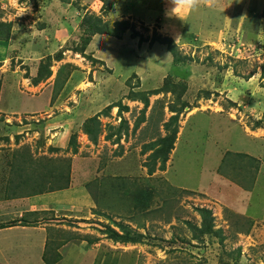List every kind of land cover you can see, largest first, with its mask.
Masks as SVG:
<instances>
[{"label":"rangeland","instance_id":"rangeland-1","mask_svg":"<svg viewBox=\"0 0 264 264\" xmlns=\"http://www.w3.org/2000/svg\"><path fill=\"white\" fill-rule=\"evenodd\" d=\"M202 3L0 0V221L44 232L0 264H264V0L230 1L226 24L208 0L205 33ZM88 14L120 38L91 35Z\"/></svg>","mask_w":264,"mask_h":264},{"label":"trees","instance_id":"trees-1","mask_svg":"<svg viewBox=\"0 0 264 264\" xmlns=\"http://www.w3.org/2000/svg\"><path fill=\"white\" fill-rule=\"evenodd\" d=\"M84 21L88 24V27H89V31L91 33V35H95V34H109V35H112V36H115L117 38H120V34H119V31L118 30H115V29H111L109 28L106 24V22H104L102 20L101 17H98V16H93V15H90L88 14L87 16H84ZM116 24H120L122 22H115ZM3 25H10L9 24H5L3 22H0V26H3ZM10 27V26H9ZM131 26L127 23V22H124L123 21V27H122V31H125L126 29L130 28ZM133 29V28H132ZM138 35V34H137ZM139 40L140 41H145L143 40V37H139ZM90 41V37L87 36L85 38V41L84 43L82 44V47L79 49L78 52H81V53H84L85 51V44H88V42ZM159 42V43H162V44H166L169 51L171 52V54L175 55V52H176V45L173 41V39L169 36H162L161 34L157 33L156 31L153 33V36L151 37L150 39V42ZM50 74V71H48L47 75L49 76ZM39 75H40V72H39ZM40 77V76H39ZM38 79V78H37ZM38 81V80H37ZM161 91L160 88H155V89H152V90H149V93L151 94H158L159 92ZM112 104L108 105L107 106V110L110 108V107H117L119 111H122V109L125 107V110L128 109V107L125 105V106H122L121 103H117V104ZM174 112H177L176 110H173ZM108 112V111H106ZM103 113V112H102ZM103 114H106L105 112ZM98 116L99 114H96L92 117H89L87 118L83 124H82V131L87 134L89 140H91L92 142H96L97 140V136L100 132V122L98 120ZM120 122L123 123V121L121 120ZM169 122V124H167ZM168 122H165L164 125H163V128L165 129H169V126L170 124H174V126L171 128V134L170 136H168V140L164 138V140L167 141V144L166 146L161 149L163 150V156H162V159H161V164L159 166V168L161 170L164 169L165 167V163L168 159V156H167V153L173 148V143H174V139L176 137V134L178 132V125H177V122H178V113H175L173 115L170 116L169 118V121ZM122 123L119 125V128L117 130L116 133L114 134H117L116 135V140H119L120 139V129L122 128ZM113 133L112 134H107L106 135V138L107 139H110V137H112L114 135ZM72 140H74V138L71 139V142ZM163 140H161L162 142ZM152 146V144H148L146 147H150ZM76 148L74 147V150ZM161 150H158V152H156L153 156H152V159H153V162L155 161V159L158 157L159 153L161 152ZM147 171L149 174H152L154 172V167L153 165L149 166L148 165V168H147ZM200 214L203 216L204 213L206 212V214H210V210L206 209V208H200L198 209ZM206 231L207 232H212L213 231V223H212V218H210L207 222H206ZM124 235V234H123ZM123 235L111 230V237L114 238V239H117L118 237H122V239H124L123 241H135L134 238H131V237H127L126 235L123 237Z\"/></svg>","mask_w":264,"mask_h":264},{"label":"crops","instance_id":"crops-1","mask_svg":"<svg viewBox=\"0 0 264 264\" xmlns=\"http://www.w3.org/2000/svg\"><path fill=\"white\" fill-rule=\"evenodd\" d=\"M204 1H205V3H202L199 6L201 8L200 11L198 10L199 15H200L199 18H196L198 20V22H197L198 25L203 24L204 21L207 22L208 24H212V23H210L208 21L210 19V15H207L205 13L207 10L204 11V9L209 7L207 5L208 0H204ZM230 1H234V0H228V1L227 0H222L221 3H220V0H219V5L223 7V9H222V11H223V13H222V16H223L222 24H226V22L229 20L228 18H230L231 16L232 17L238 16L237 12L234 13V11L226 8ZM190 2H192V1H190ZM211 4H213V3H211ZM187 17H189L190 22L195 23L194 21L191 20L190 15H188ZM202 26L204 27V24ZM202 26H201L202 30L201 29L200 30L203 31V32H201V33H205L207 31V26L204 27L205 29ZM207 32H210V31H207ZM0 182H1V180H0ZM61 191L66 193L67 189L66 190L62 189ZM58 192H60V191H57V192L55 191L54 193H58ZM45 195H47V193H44V196ZM33 209H36V208H33ZM9 217L10 216H8V215L6 216V215H3V214H0V220H2V219L5 220V219H8ZM26 217L27 216H22L21 218H19L18 221L15 220L16 218L14 219L15 221L14 220H10V222H2V221H0V249L2 248V250L3 249L6 250V249L12 248V247L19 248L18 246L20 244L24 245L25 243L23 244V242L20 241L23 238L22 235H25L26 236V240L29 241L31 244L38 245V247L41 248V246L43 245V241H44V235H43L44 232L42 233V232H40V230H34L32 226H25L24 224H22V225H18L17 224V222L21 221L22 218L24 220ZM27 221H29V220H27ZM30 221H32V220L30 219ZM2 223H4V224H2ZM11 231L16 232L15 237L17 239H15L14 241H10V239L13 237V234H14ZM1 238H2L3 242H1Z\"/></svg>","mask_w":264,"mask_h":264}]
</instances>
